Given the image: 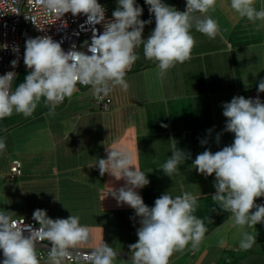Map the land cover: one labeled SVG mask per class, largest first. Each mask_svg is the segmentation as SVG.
Returning a JSON list of instances; mask_svg holds the SVG:
<instances>
[{"label":"crops","instance_id":"1","mask_svg":"<svg viewBox=\"0 0 264 264\" xmlns=\"http://www.w3.org/2000/svg\"><path fill=\"white\" fill-rule=\"evenodd\" d=\"M163 2L179 11L186 8V0ZM136 3L143 8L140 19L152 21L145 25L146 39L155 28V18L145 0ZM254 6L257 11L264 9V0H255ZM207 15L218 22L219 34L210 39L193 28L196 43L191 59L162 76L156 62L144 57L141 45L136 50L139 58L125 77L128 89L115 88L106 110L91 86H85L59 103L54 114H49V105L28 117L15 112L3 121L0 138L6 148L0 153V200L14 207L12 218L37 209L52 219L78 215L90 238L76 248L95 250L105 242L118 252L115 264H131L129 245L138 240L139 218L111 195L126 182L89 167L98 158H107L106 147L126 148L133 154V166L147 173L150 181L137 189L147 206H154L166 192L173 197L190 192L197 197L194 215L208 229L199 246L213 238L221 247L229 239L238 243L231 213L212 200L215 174L205 177L192 163L203 151L215 153L233 142L234 134L224 131V103L235 96L259 97L264 102V93L257 90L264 80V21L240 18L230 8V0H217L215 11ZM174 145L190 158L169 177L160 168ZM14 159L21 162V173L11 177ZM190 249L189 245L174 253L170 263Z\"/></svg>","mask_w":264,"mask_h":264},{"label":"clouds","instance_id":"2","mask_svg":"<svg viewBox=\"0 0 264 264\" xmlns=\"http://www.w3.org/2000/svg\"><path fill=\"white\" fill-rule=\"evenodd\" d=\"M145 3L155 18V28L146 39L144 28L152 21L140 19L143 8L136 0H117L112 18L107 20L105 8L98 0H36L46 14L58 18L66 13L84 14L89 24H103V32L93 27L90 43H84L87 51L77 50L75 45L65 51L60 42L48 35L27 38L23 62L29 72L23 82L13 91L11 82L16 73L0 76V120L13 112L31 116L41 98L50 105L49 114H54L59 103L78 91V84L91 86L98 100L117 87L126 91L129 85L125 77L139 58L136 50L141 45L144 57L156 62L162 76L177 63L191 59L196 43L191 34L193 28L210 39L220 32L218 22L207 15L215 11L217 0H186L184 11L163 0H145ZM254 5L255 0H230V8L240 18L264 21V9L257 11ZM12 50L19 52L18 46ZM17 63L13 60L12 67ZM257 90L264 93V80L259 82ZM223 116L226 117L224 131L234 134L233 142L215 153L203 151L192 165L205 177L215 174L216 191L212 200L221 210L231 213L230 220L238 228L239 248L248 250L255 244L256 236L247 229L264 223V204L256 203L257 198L264 197V102L259 97L235 96L223 104ZM216 139L219 142V134ZM5 148V139L0 138V153ZM105 150L107 158H98L89 167L98 168L101 176L107 173L126 182L111 195L118 204L134 209L139 218L138 240L129 245L131 264H170L174 253L183 252L189 245L197 249L208 231L204 220L194 215L197 197L190 192L175 197L166 192L155 200L154 206H147L137 189L150 181L147 173L133 166L132 152L126 148ZM171 153L160 168L169 177L190 158L175 145ZM9 213L0 210L3 253L0 264H40L36 248L43 241L50 244L47 264H63L65 259L72 258V249L90 238L88 227L81 224L78 215L52 219L45 210L37 209L32 219L39 228H34L24 221L21 226ZM25 231L29 233L27 236ZM117 253L104 242L84 253L83 259L87 264H115ZM80 256L77 253V258Z\"/></svg>","mask_w":264,"mask_h":264},{"label":"built area","instance_id":"3","mask_svg":"<svg viewBox=\"0 0 264 264\" xmlns=\"http://www.w3.org/2000/svg\"><path fill=\"white\" fill-rule=\"evenodd\" d=\"M103 1L106 0H98L105 8L106 20L111 19L112 12L103 4ZM27 26L32 28L34 38L42 35L51 36L55 41L61 43L65 51L71 50L73 45L76 46L77 50L87 51L86 47H84V43L85 41L90 43L93 27L99 32H103V24H89L84 14L73 16L71 13H66L63 17L58 18L55 15L46 14L44 10L36 4V0H0V76L8 72H15L17 78L22 70L29 71L23 62L25 41L29 38L27 35ZM80 40H83L82 44H80ZM5 45H7V47H5ZM14 46H18V53L13 52L12 49ZM13 60L18 61L15 68H13L11 64ZM16 78L11 82L12 90ZM77 86L80 88L85 87L79 84ZM96 101L102 109L106 110L109 107L111 99L106 96L103 100H98L96 98ZM20 173L21 162L18 159L12 160L9 167V175L15 177L20 175ZM256 203L264 204V197L257 198ZM32 217L33 214H30L13 219L20 221L21 226H23L22 222L24 221L25 225L31 224L34 228H39V224L35 222ZM28 234L29 233L25 231L24 235L27 236ZM49 248L50 245L45 244L44 241L37 244L36 250L40 260L48 259ZM91 251L93 250L75 247L72 249V258L65 259L63 264L66 262L87 263L83 259V254ZM77 253L81 254L79 258H77ZM2 260L3 253L2 250H0V261Z\"/></svg>","mask_w":264,"mask_h":264},{"label":"rangeland","instance_id":"4","mask_svg":"<svg viewBox=\"0 0 264 264\" xmlns=\"http://www.w3.org/2000/svg\"><path fill=\"white\" fill-rule=\"evenodd\" d=\"M103 4L109 9L110 12H113L117 7V0H106L103 1ZM27 35L29 38H34V32L30 26H27ZM83 43V40H80V44ZM29 71L22 70L21 73L17 76L13 91L19 85V83L23 82L25 76L28 74ZM78 87V86H77ZM49 106L45 103L44 98H41V101L37 104L35 111L39 110L38 107L42 109L43 107ZM15 116V112L9 117H6L0 120V125L3 121H8L11 117ZM0 210H5L10 215L14 211L13 206H7L5 203H2L0 200ZM28 214H23L20 216H25ZM18 217V216H17ZM252 235L256 236V242L251 249L248 250H241L239 248V244L237 243L232 244L230 243L231 239H229V243L225 242L223 246H219L215 242V239H209L203 245L198 246L197 249L193 250H186L182 255L178 256L177 258L172 261L170 264H239L240 260L242 259L243 255H246L248 252L251 253H258L260 251L261 246L264 245V223L257 224L256 226L252 227L248 230ZM45 244L49 243L44 241ZM214 244V245H213ZM241 258V259H240ZM48 261V259L40 260V263L43 261Z\"/></svg>","mask_w":264,"mask_h":264},{"label":"water","instance_id":"5","mask_svg":"<svg viewBox=\"0 0 264 264\" xmlns=\"http://www.w3.org/2000/svg\"><path fill=\"white\" fill-rule=\"evenodd\" d=\"M239 264H264V245L259 253H249L240 260Z\"/></svg>","mask_w":264,"mask_h":264},{"label":"trees","instance_id":"6","mask_svg":"<svg viewBox=\"0 0 264 264\" xmlns=\"http://www.w3.org/2000/svg\"><path fill=\"white\" fill-rule=\"evenodd\" d=\"M248 253H249V252H248ZM248 253H247V254H248ZM247 254H246V255H247ZM244 256H245V255H243L242 257H244ZM240 259H241V258H240Z\"/></svg>","mask_w":264,"mask_h":264}]
</instances>
